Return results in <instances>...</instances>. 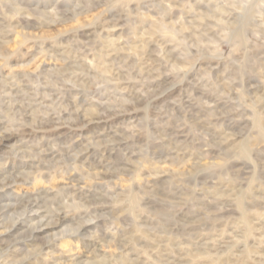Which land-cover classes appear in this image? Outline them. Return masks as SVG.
Here are the masks:
<instances>
[{
	"label": "clouds",
	"instance_id": "9594fccd",
	"mask_svg": "<svg viewBox=\"0 0 264 264\" xmlns=\"http://www.w3.org/2000/svg\"><path fill=\"white\" fill-rule=\"evenodd\" d=\"M0 264H264V0H0Z\"/></svg>",
	"mask_w": 264,
	"mask_h": 264
}]
</instances>
